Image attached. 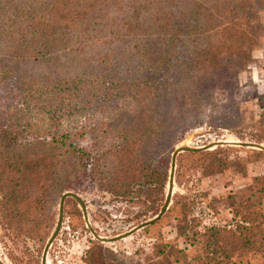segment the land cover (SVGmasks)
Here are the masks:
<instances>
[{
	"label": "rangeland",
	"instance_id": "obj_1",
	"mask_svg": "<svg viewBox=\"0 0 264 264\" xmlns=\"http://www.w3.org/2000/svg\"><path fill=\"white\" fill-rule=\"evenodd\" d=\"M141 1L59 0L58 7L70 12L69 16L74 19L81 13H86L90 19L94 11L103 8L104 13L130 19L135 25L131 34L113 32L108 50L107 41L112 36L107 29L113 24L103 28L102 34L94 24L84 35L69 28L68 44H55L58 51L50 56L60 62L50 69L52 76L68 78L83 75L88 70L101 72L104 67L111 76L119 71L126 76L139 75L144 69L141 66L136 71V67L143 63L148 69V62L153 59L151 53L157 52L159 56L169 53L170 69L174 68V73L183 66L186 83L193 81L196 71V78H203L208 71L205 66L196 69L190 47L181 44L183 34H176L177 40H172L168 34L173 29L161 30L162 23L156 25L152 21L151 9L145 11L141 7L137 13L131 11L133 3ZM156 1L164 8L174 7V13L179 11L176 1L181 0H154L153 4ZM238 2L248 13L246 22L243 19L241 22L246 24L244 27L251 37L245 48L249 61L234 70L208 73L199 98H191L187 108L183 105L181 113L187 115L188 120L171 126L162 144L164 148L152 160L158 175L163 172L166 176L162 189L155 183L150 185L149 192H112L111 188L124 179H118L117 163L110 153L114 131L110 128L111 116L105 114L112 110L110 106L103 104L100 110L91 104L84 113L76 112L70 119L62 116L57 128L69 134L68 139L80 148L78 156L82 158L79 160L72 155L62 158L57 173L46 174L40 190L30 195L20 192L15 183L5 185L0 176V264H40L44 243L55 225L58 200L64 191L74 192L83 200L87 222L96 234L111 237L157 213L167 189L170 155L176 147H199L216 140L255 142L264 146V133L260 138L255 135L257 129L264 128V0ZM227 21L222 17L220 23ZM206 33L210 35L212 31ZM75 34H80V38L75 39ZM142 42H147L146 55H140L135 47ZM82 52L90 58L88 62L80 60ZM119 61L124 62L126 68H122ZM20 105L23 104L14 77L0 75V126L9 128L6 115ZM119 105L124 109L120 100L116 106ZM76 129L83 132H75ZM263 184L264 150L223 144L180 151L175 156L171 195L164 213L151 224L120 239L109 242L95 239L77 202L65 197L60 227L47 249L46 264H185L194 252V248L187 245V239L193 237L194 232H202L204 226H225L234 230L238 221L253 220L264 231V188L260 189ZM14 191L18 195L12 198L10 193L15 194ZM201 236L192 239L202 240ZM195 251L202 252L200 248ZM237 262L264 264V232L260 245L243 256L233 253L229 261L220 264Z\"/></svg>",
	"mask_w": 264,
	"mask_h": 264
},
{
	"label": "trees",
	"instance_id": "obj_2",
	"mask_svg": "<svg viewBox=\"0 0 264 264\" xmlns=\"http://www.w3.org/2000/svg\"><path fill=\"white\" fill-rule=\"evenodd\" d=\"M151 1L134 2L131 11L137 13L141 7L145 11L151 9L152 21L156 25L162 23L161 30L173 29L168 34L172 40H177L176 34H183L182 46L190 47L197 70L205 66L206 78H196V71L193 81L186 83L183 66L174 73V68L170 69L169 53L159 56L157 52L151 53L152 65L148 62V69L143 63L136 67V71L141 66L144 69L139 75L126 76L119 71L111 76L104 67L101 72L88 70L83 75L74 74L68 78L52 76L50 69L60 62L50 56L58 51L55 44H68L69 28L84 35L94 24L102 34L103 28L113 24L107 29L112 36L110 41L106 40L108 50L113 32L131 34L135 23L114 13H104L103 8L94 11L90 19L86 13L74 19L69 16L70 12L58 7L59 0H0V75L14 77L23 104L6 115L9 128L0 126V176L5 185L15 183L20 192L30 195L40 190L46 174L57 173L62 158L72 155L81 160L80 148L68 139L67 132L57 128V122L62 116L70 119L76 112L84 113L91 104L100 110L107 104L112 110L105 114L111 116L110 128L114 131L110 153L117 163L118 179H124L111 188L112 192H149L150 185L155 183L159 190L162 189L166 176L163 172L158 175L152 160L164 148L166 132L171 126L188 120L181 108L183 105L187 108L191 98H199L200 88L205 86L209 74L234 70L249 61L245 48L251 37L244 27L246 24L241 22L242 19L246 22L248 13L238 0L176 1L177 13L172 11L174 7L164 8L157 1L154 4V0ZM219 17L228 21L220 23ZM208 31L212 34H207ZM80 34H75V39L80 38ZM146 44L135 45L140 55H146ZM103 55L106 56V51ZM80 60L88 62L90 58L82 52ZM51 62L54 63L49 65ZM118 64L126 68L124 62ZM100 99L103 101L99 104ZM119 100L124 109L116 106ZM257 130L255 135L260 138L264 128ZM74 131L83 132L82 129ZM14 193H10L12 198L18 195ZM251 221H238L234 230L209 225L204 226L202 232H194L193 237L202 235V240L187 239V245L194 248V252L185 264L191 261L193 264H220L229 261L233 253L245 255L263 241L264 231ZM195 248L202 252L198 253Z\"/></svg>",
	"mask_w": 264,
	"mask_h": 264
},
{
	"label": "water",
	"instance_id": "obj_3",
	"mask_svg": "<svg viewBox=\"0 0 264 264\" xmlns=\"http://www.w3.org/2000/svg\"><path fill=\"white\" fill-rule=\"evenodd\" d=\"M223 144H230V145H240V146H247V147H253V148H257L260 150H264V146L259 144V143H255V142H245V141H225V140H216L214 142H210L207 143L205 145L199 146V147H189V146H180V147H176L170 155V162H169V170H168V175H167V189H166V193L163 199V202L159 208V210L157 211V213L146 219L141 221L140 223H138L137 225L133 226L132 228H130L129 230L120 233V234H116L113 235L111 237H105V236H100L98 234H96L94 232V230L89 226L87 219H86V213H85V206H84V202L83 200L79 197V195H77L74 192L71 191H64L58 200V206H57V217H56V221H55V225L52 229V231L50 232L49 236L47 237L42 252H41V256H40V264H45V258H46V253H47V249L50 245V243L52 242V240L54 239L55 235L57 234L59 227H60V223H61V218H62V206H63V200L65 197H71L73 198L77 204L79 205L81 212H82V216L84 219V222L88 228V230L91 232V234L93 235V237L101 242H109V241H114L117 239H120L126 235H129L130 233L134 232L135 230L146 226L148 224H151L152 222H154L155 220H157L166 210L167 205L169 203V199H170V195H171V189H172V175H173V167H174V160H175V156L178 152L180 151H195V150H203V149H207L210 148L212 146L215 145H223Z\"/></svg>",
	"mask_w": 264,
	"mask_h": 264
},
{
	"label": "bare ground",
	"instance_id": "obj_4",
	"mask_svg": "<svg viewBox=\"0 0 264 264\" xmlns=\"http://www.w3.org/2000/svg\"><path fill=\"white\" fill-rule=\"evenodd\" d=\"M46 262H47V256H46V258H45V264H46Z\"/></svg>",
	"mask_w": 264,
	"mask_h": 264
}]
</instances>
